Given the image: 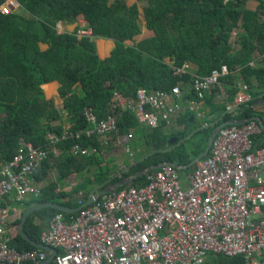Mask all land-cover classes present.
<instances>
[{"label": "trees", "instance_id": "16d2710c", "mask_svg": "<svg viewBox=\"0 0 264 264\" xmlns=\"http://www.w3.org/2000/svg\"><path fill=\"white\" fill-rule=\"evenodd\" d=\"M8 1L0 0V167L15 159L22 140L48 154L36 176L42 195L31 198L24 213L34 203L80 207L73 197L76 194L82 192L88 199L93 189L101 192L109 184L158 164L187 166L205 150L214 130L205 126L212 121L204 117L197 130V119L191 120L192 112L178 121L179 126L185 125L184 130L169 129L164 123L152 129L141 124L135 112L127 110L117 117L109 145L97 136L84 135L80 141L60 144L55 152L47 141V133L60 134L64 122L55 101L45 97L43 86L49 82L62 84L64 113L71 128L79 130L92 126L87 120L89 111L99 119L107 118L112 110L118 111V96L136 98L140 88L170 91L181 80L186 87L192 76H176L175 68L190 63L197 68L195 74L206 76L226 64L232 71L241 70L223 80L232 98L238 92L235 82L241 78L250 85L254 98L248 107L226 112L223 120L259 116L264 121V110L259 109V103L264 101V0H139L146 2V28L151 32V36L141 40L138 4L128 6L118 0H16L19 11L4 15L1 7ZM80 16L85 18L84 28L93 29L97 39L115 41L116 47L106 60L99 57L96 41L78 37L79 30L74 34L59 33V23H74ZM41 45L48 48L43 50ZM214 100L215 92L204 101L212 106ZM220 109L225 110L226 106L222 104ZM130 131L136 137L130 139L135 141V148L128 152L133 160L127 161L125 166L130 168L125 172L122 169L120 177L114 176L117 168L106 156L114 149V142ZM193 132L186 140L188 144H168L172 137L181 141ZM255 140L257 146L263 145L264 131ZM76 143L90 149L91 154H74L72 147ZM73 175L81 182L66 189ZM145 184L143 175L116 191ZM16 198V194L0 198V209L6 212L11 205L21 206ZM60 213L64 212L54 208L33 213L25 233L42 243L46 222ZM77 214L64 213L69 220ZM21 225L22 218L9 223L8 232L15 233L9 246L22 253L46 251L21 236ZM213 260L214 264H244L241 257Z\"/></svg>", "mask_w": 264, "mask_h": 264}, {"label": "built area", "instance_id": "2783aa9c", "mask_svg": "<svg viewBox=\"0 0 264 264\" xmlns=\"http://www.w3.org/2000/svg\"><path fill=\"white\" fill-rule=\"evenodd\" d=\"M1 12L9 15L13 9L5 4ZM78 37L97 40L91 28L80 29ZM240 71L223 64L209 75L199 76L185 64L175 68L174 75L190 74L186 87L181 80L170 91L140 88L136 98L118 96L119 109L107 118L99 119L89 111L86 115L92 126L79 130L66 127L60 134L48 132L47 141L55 152L60 144L80 141L84 135L97 136L109 145L117 117L127 110L152 129L163 123L174 126L187 110L202 119V102L214 92L215 103L235 112L248 107L254 98L242 78L235 82L238 92L234 98L223 86L224 79ZM191 94L196 100L189 98ZM244 121L221 128L208 155L184 180L179 177L181 168L158 164L145 174L144 186L95 198L70 220L60 213L46 222L42 243L58 251L51 264H206L211 256L241 257L244 264H264V144L255 142L264 129L258 118ZM72 151L91 154L79 143ZM47 158L45 150L20 141L15 159L0 167V198L16 194L23 205L40 198L42 185L36 176ZM75 196L83 205L85 195L80 192ZM8 225V217L0 209V264H43L52 257L51 252L22 253L11 248Z\"/></svg>", "mask_w": 264, "mask_h": 264}, {"label": "crops", "instance_id": "0c3cea01", "mask_svg": "<svg viewBox=\"0 0 264 264\" xmlns=\"http://www.w3.org/2000/svg\"><path fill=\"white\" fill-rule=\"evenodd\" d=\"M117 0H112V2H115ZM118 1H122L123 3L127 4L128 6H133L135 4H138V7H139V12H140V23H141V26H142V33L139 35V37L141 39L143 38H146V37H149L151 36V32L149 30H147L146 28V19H145V15H144V8L146 6V2H139V0H118ZM8 5L11 6V8L13 9V11H19V4L16 2V0H9L8 1ZM26 15V14H25ZM86 26V21H85V18L84 16H80L78 18V20H76L74 23H59L58 25V31L59 33H71V34H74L75 32H77L78 30L80 29H83L84 27ZM140 38H138V40H141ZM96 44H97V53L99 55V57L102 59V60H106L107 58H109L111 56V53L112 51L115 49L116 47V43L114 40L112 39H107V38H99L96 40ZM128 45H132V42H127ZM42 46V49L43 50H46L48 48L47 45H41ZM258 59V58H257ZM189 67H190V71L194 73V71L197 70L196 66L193 65V64H188ZM62 87V84L59 82V81H52V82H49L47 84H45L43 86V90H44V94H45V97L47 100H54L55 101V104H56V107L58 108V110L61 112V114H63V118H62V123L63 124V128H66V127H72L71 124L69 123L68 119H67V116H66V113H64V99L61 97V94H60V89ZM78 89L80 90V86L78 87ZM192 95V94H191ZM195 99V98H193ZM196 100V99H195ZM214 105H208L206 103V101L202 102V106H203V112H204V119H207L209 121H212V122H208L207 127H214V124L218 121L219 123L218 124H221L224 120V116L221 115V117L218 118V114L224 110V109H220V107L222 106V104H217V103H213ZM259 108H263L264 109V101L259 103ZM215 110V111H214ZM225 111V110H224ZM188 112H191L189 110L185 111L176 121V124L174 126H171V128L169 129H172V130H175V131H178V130H182L185 125H181L179 126L178 125V121L181 119V117H183L186 113ZM194 114V112H192ZM191 115V120H193L194 118L197 119V117L195 115ZM223 118V119H222ZM257 118H261L259 116H257ZM236 119V118H234ZM262 119V118H261ZM198 120V119H197ZM263 120V119H262ZM197 122V121H196ZM60 123V121L58 122ZM195 124V123H194ZM215 128V127H214ZM196 129H200V127H196ZM184 130V129H183ZM191 134H195L194 132L191 133ZM190 134V135H191ZM189 135V136H190ZM192 135V136H193ZM191 136V137H192ZM125 137H128L127 140H125V142L122 144L121 143V140L123 139L122 138H119L118 141L114 142V144L112 146H114V149L111 150V152H109L106 156V158H111L112 162H111V165H113L114 167H118L117 164H115V159L117 160V154L120 153L122 151V149L125 148V145L129 142H132L130 141V139H136V137L133 136L132 134V131H130L129 135H126ZM188 137V136H187ZM190 137V138H191ZM189 138V139H190ZM131 139V140H132ZM187 139V140H189ZM185 140V139H184ZM186 141V140H185ZM184 141V142H185ZM183 142V143H184ZM209 143V142H208ZM208 145V144H207ZM164 148V147H163ZM198 157V156H197ZM196 157V158H197ZM195 159V158H194ZM193 159V160H194ZM192 160V161H193ZM191 161V162H192ZM127 163V161H125ZM190 162V163H191ZM124 163V168L123 170L125 169H129L130 168V165L128 166H125ZM189 163V164H190ZM188 164V165H189ZM182 166V165H181ZM183 168H181V170L184 169L185 166H182ZM195 167L192 166V167H189V170L191 168ZM188 170V169H187ZM194 170V168L192 169V171ZM121 170H116L115 172V175L114 176H118V174L121 175ZM127 171V170H126ZM191 171V172H192ZM190 174V173H189ZM133 175V174H131ZM113 176V177H114ZM112 177V178H113ZM111 178V179H112ZM110 179V180H111ZM109 180V181H110ZM81 182V180L79 181V178L77 177V175H73L72 178L70 179L69 182H67V186H66V189H69L70 187H74V186H77L79 183ZM127 185V184H126ZM96 194V193H99V190L98 188H95L91 191L90 195L91 194ZM28 205V204H27ZM27 205H21V206H17V205H11V207L9 208L8 211H6L7 213V217H8V220H9V223H15L17 222V220L19 219H23V216H24V210L25 208L27 207ZM11 237L15 236V233L14 232H11L10 233ZM52 253V252H51ZM53 255V254H52ZM214 258H220V257H209L208 260H207V263L206 264H214V261L213 260Z\"/></svg>", "mask_w": 264, "mask_h": 264}, {"label": "water", "instance_id": "95a60500", "mask_svg": "<svg viewBox=\"0 0 264 264\" xmlns=\"http://www.w3.org/2000/svg\"><path fill=\"white\" fill-rule=\"evenodd\" d=\"M225 114V111L222 110L219 114H218V118L221 117V115H224ZM223 119V118H222ZM259 122L261 123V126L262 128L264 129V121L261 119V118H258ZM245 121L244 120H229V121H224L222 122L221 124H218L219 122L217 121L215 124H214V130L210 136V139H209V143L207 145V147L205 148V150L197 157L195 158L189 165L185 166L184 169H189V167H192L194 165H196V163L200 160H202L203 158H205L211 147H212V144H213V141H214V138L216 137L218 131L223 128V127H226V126H229V125H234V124H242L244 123ZM193 134H191L190 136L186 137L185 140L189 139ZM185 140H181L179 141V138L178 137H172L169 141H168V144L169 145H174L176 143L178 144H182ZM159 149V147H158ZM166 150V149H165ZM152 155V153L148 154L146 157ZM169 163V162H168ZM172 164V163H171ZM173 166H175L176 168H183L182 166L180 165H177V164H172ZM160 165H157V166H152V167H148V168H145L133 175H129L125 178H123L122 180H120L119 182L117 183H112V184H109L104 190H102L101 192L99 193H96L93 195V197H90L88 199H86V197L84 196V204L81 205L80 207H77V208H70V207H67V206H64V205H61V204H58V203H53V202H48V203H34L24 214L23 216V219H22V225H21V230H20V234L22 237H24L25 239H27L33 246L39 248V249H43V250H46V251H49V252H52V257L46 261L45 263L43 264H51L56 255L58 254V251L52 247H49L41 242H37V241H34L32 240L24 231L25 229V226L30 218V216L39 211V210H42L44 208H54L56 210H59L61 212H64V213H78L79 211H81L83 208L85 207H88L89 205H92V203L94 202L95 198H100L102 196H104L105 194H108L112 191H115L117 190L118 188L126 185V184H129L130 182H132L133 180H135L136 178L138 177H141L143 175H145L146 173H148L150 170L152 169H156L158 168ZM127 169L123 170L122 172H125ZM121 175L118 174V177H120ZM74 197V200H76V196H73ZM5 215L7 216V213L5 212Z\"/></svg>", "mask_w": 264, "mask_h": 264}, {"label": "rangeland", "instance_id": "374dc122", "mask_svg": "<svg viewBox=\"0 0 264 264\" xmlns=\"http://www.w3.org/2000/svg\"><path fill=\"white\" fill-rule=\"evenodd\" d=\"M254 4L255 3L253 2L252 5H254ZM6 5H8V2H7ZM138 38H140V37H138ZM259 109L260 110H264L263 108H259ZM262 116L264 117V114ZM203 122H204V119H198L197 122H196V124H195V128L202 126ZM134 143H135V141H132V142L127 143L125 145V148L122 149V151L117 154L118 156H117V160L115 159V162H116L115 164L118 165V167H117L118 170H121V169L124 168V163H126L125 161L132 162L133 159H132L131 155L129 156V154L127 153L126 148H128L129 151H132L133 148H135ZM186 144H188L187 141H186ZM190 172H191V170H189V169L188 170L187 169H183V170L179 171V177H180L181 181L184 180L185 177H187V175Z\"/></svg>", "mask_w": 264, "mask_h": 264}, {"label": "clouds", "instance_id": "9594fccd", "mask_svg": "<svg viewBox=\"0 0 264 264\" xmlns=\"http://www.w3.org/2000/svg\"><path fill=\"white\" fill-rule=\"evenodd\" d=\"M227 111H225V113H226ZM255 118H257V117H255ZM232 120H244V119H240V118H236V119H232ZM224 122V121H223ZM181 166V165H180Z\"/></svg>", "mask_w": 264, "mask_h": 264}]
</instances>
